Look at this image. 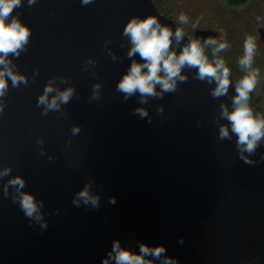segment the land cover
I'll return each instance as SVG.
<instances>
[{"label": "water", "instance_id": "1", "mask_svg": "<svg viewBox=\"0 0 264 264\" xmlns=\"http://www.w3.org/2000/svg\"><path fill=\"white\" fill-rule=\"evenodd\" d=\"M13 15L31 35L26 51L6 57L28 85L13 88L9 80L0 98L6 105L0 171L12 168L0 180V264H102L114 240L137 255L142 243L163 245L160 259L145 257L153 264L165 258L177 264H264V139L254 154L244 153L251 164L240 159L237 137L220 117L221 104L232 111L233 79L228 94L213 99L215 83L195 80L198 70L184 69L187 82L178 83L176 93L147 104L138 102V94L125 101L116 86L133 60L143 62L138 54L127 56L126 24L133 16L156 15L173 32L177 28L152 0H94L86 6L81 0H36L31 8L22 0ZM216 35L194 32V38ZM187 43L185 35L176 47L173 37L177 54ZM50 80L61 91L74 88V97L60 112L42 117L36 101ZM93 85L100 86L96 100H90ZM136 108L146 109L151 123L134 115ZM222 125L229 126L231 140L219 139ZM76 126L81 131L72 136ZM15 176L25 179L22 191L43 200L46 229L29 226L13 203L14 189L5 198L4 187ZM90 182L101 198L98 210L72 203Z\"/></svg>", "mask_w": 264, "mask_h": 264}, {"label": "clouds", "instance_id": "2", "mask_svg": "<svg viewBox=\"0 0 264 264\" xmlns=\"http://www.w3.org/2000/svg\"><path fill=\"white\" fill-rule=\"evenodd\" d=\"M82 6L89 5L94 0H81ZM36 3V0H27L29 8ZM22 6V0H0V98L6 96L8 81H11L13 88L21 85L27 86L28 81L23 75H18L13 71L15 65L6 59L10 54L19 57L22 51H26V45L31 35L30 29L23 24L17 16L13 15L15 9ZM11 17V19H9ZM178 20L180 24L187 25L189 18L185 13H180ZM199 20L191 26L197 28ZM187 33L184 28L177 27L175 32L169 26L162 25L156 15H148L141 19L133 16L123 29V36L129 39L131 49L128 51L129 58L139 55L142 63L133 60L130 68L123 78L118 82L116 91L127 101L138 94L140 104H147L150 99H163L165 95L174 94L178 90V83L187 82V78L182 75V70H198L193 77L200 82L208 84L215 83L211 90V97L218 99L228 94L232 84V72L224 58L219 54L228 50L231 46L226 39L218 37L193 38L188 36V43L184 44L179 54L173 47V37L176 47ZM211 48V56L206 54V49ZM257 52V40L253 35H246L243 40V55L237 60L239 68L243 70V75L235 80V93L232 97V111L224 105H220V117L228 121L231 132L237 137L236 147L239 157L245 163L251 164L244 153L254 154L259 142L264 139V116L254 114L249 101L251 94L255 92L260 79V69L254 67ZM66 81L62 78L61 83ZM159 87V91H157ZM99 85H93V94L90 100L99 99ZM74 88L69 87L61 91L53 86L52 80L44 87L43 93L37 98V106L43 108L41 116H47L50 112H60L62 105H68L74 97ZM54 93V95H53ZM51 96V98H49ZM5 104L0 102V114L3 113ZM163 106L158 107L157 114H162ZM134 115L141 119L151 117L144 108L133 110ZM81 129L76 126L71 129V135H79ZM220 140H231L229 126H220ZM42 144L43 140H38ZM70 143V142H69ZM40 155H44L41 151ZM49 162L53 157H48ZM11 167H5L0 171V180L10 176ZM93 182L86 183L82 190L75 194L72 203L76 207L83 204L92 210L100 208V196L94 195L90 188ZM26 187L25 179L15 176L7 181L4 187L5 198L8 195V188L14 189L16 196L13 203L19 206L26 219L35 222L41 230L47 228L44 221L42 209L43 200H37L33 194L22 191ZM115 198H109V203L115 204ZM182 242V241H181ZM166 249L163 245L149 247L146 244L139 245V254H132L129 250L121 247L119 240L111 243V251L107 252L108 259H103L102 264H109V259L115 264H153L152 260H146V256L160 259ZM162 264H177L171 258H165Z\"/></svg>", "mask_w": 264, "mask_h": 264}, {"label": "flooded vegetation", "instance_id": "3", "mask_svg": "<svg viewBox=\"0 0 264 264\" xmlns=\"http://www.w3.org/2000/svg\"><path fill=\"white\" fill-rule=\"evenodd\" d=\"M153 3L156 5V8L158 11L168 18L172 19L177 27H182L180 24L178 17L176 16L174 12V6L170 5L166 0H152ZM252 1L251 5H255V11L253 13L249 14V17H244L247 21V24L245 25V28L239 32L240 29L237 24H233L231 27L229 26H212L208 21L199 23L197 28L193 29L192 26L189 29L184 28L185 32L187 33L186 36L188 37L193 36L194 38V32L195 30H212L214 32H217V35L215 37L222 38V39H229V35L231 34L232 29L233 32V45L226 51L220 53L219 55L225 59L227 65L230 67L232 72V79L235 83V80L239 79L244 73L243 70L239 68V65L237 63V60L239 58L238 56V49H240V53L242 51L243 55V40L246 35H253L256 37L257 40V52L255 56V63L254 67H258L260 69V79L257 84L255 92L251 94V99L249 103H251L259 115L264 116V0L258 1V0H246L239 4H231L232 6H238V5H244ZM254 1V2H253ZM208 2V0H205V3ZM207 6V4L203 3V7ZM247 6H250L248 4ZM207 9V7H205ZM215 8L207 9L213 16L215 15ZM248 9V8H247ZM214 11V14H213ZM198 14H203L205 12L199 10L197 11ZM207 13V12H206ZM196 14V13H194ZM251 15V17H250ZM208 22V23H207ZM224 28L227 33H224L225 31L222 30ZM239 32V33H238ZM239 34V35H238ZM225 36V38H224ZM233 47V48H232ZM206 54L209 56V59L212 58L211 56V48L206 49ZM241 55V56H242Z\"/></svg>", "mask_w": 264, "mask_h": 264}, {"label": "rangeland", "instance_id": "4", "mask_svg": "<svg viewBox=\"0 0 264 264\" xmlns=\"http://www.w3.org/2000/svg\"><path fill=\"white\" fill-rule=\"evenodd\" d=\"M167 2L170 5L174 6V12L176 16H179L182 12L188 16L189 23L187 25L181 24L182 27L186 29L191 28V25L199 20L200 24L201 22L208 21L212 26L226 25L228 27H231L233 24H237L240 28L238 31L241 32V30H243L245 28V25L247 24V21L244 17H249V14L255 11V5H251L252 1L247 4L238 6H232L233 4L231 5L226 0H208V2L206 3L205 0H168ZM203 3L207 4V6H205L207 7V9L215 8L214 16L205 7H203ZM248 4H250V6H247ZM199 10L205 13L198 14L197 11ZM222 30L225 31L224 33H227L224 28H222ZM233 32L234 30L232 29L231 34L229 35V39L227 40L230 46H232L234 43ZM238 53V56L240 57L242 55V51L240 53V49H238Z\"/></svg>", "mask_w": 264, "mask_h": 264}, {"label": "trees", "instance_id": "5", "mask_svg": "<svg viewBox=\"0 0 264 264\" xmlns=\"http://www.w3.org/2000/svg\"><path fill=\"white\" fill-rule=\"evenodd\" d=\"M226 1L230 4H239V3H242L246 0H226Z\"/></svg>", "mask_w": 264, "mask_h": 264}]
</instances>
